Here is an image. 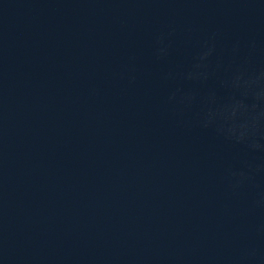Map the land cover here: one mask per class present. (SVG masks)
Wrapping results in <instances>:
<instances>
[{
	"label": "water",
	"instance_id": "obj_1",
	"mask_svg": "<svg viewBox=\"0 0 264 264\" xmlns=\"http://www.w3.org/2000/svg\"><path fill=\"white\" fill-rule=\"evenodd\" d=\"M0 264H264V0H0Z\"/></svg>",
	"mask_w": 264,
	"mask_h": 264
}]
</instances>
